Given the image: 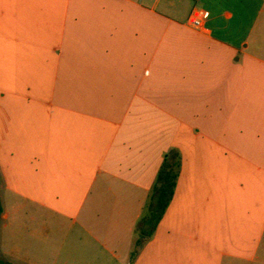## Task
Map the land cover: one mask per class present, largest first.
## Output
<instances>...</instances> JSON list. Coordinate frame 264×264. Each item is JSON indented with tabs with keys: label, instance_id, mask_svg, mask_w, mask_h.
Segmentation results:
<instances>
[{
	"label": "crops",
	"instance_id": "0c3cea01",
	"mask_svg": "<svg viewBox=\"0 0 264 264\" xmlns=\"http://www.w3.org/2000/svg\"><path fill=\"white\" fill-rule=\"evenodd\" d=\"M0 206L7 264H262L264 0H0Z\"/></svg>",
	"mask_w": 264,
	"mask_h": 264
},
{
	"label": "trees",
	"instance_id": "16d2710c",
	"mask_svg": "<svg viewBox=\"0 0 264 264\" xmlns=\"http://www.w3.org/2000/svg\"><path fill=\"white\" fill-rule=\"evenodd\" d=\"M181 163L173 158L165 166L164 170L159 176L158 184L155 190V198H157V206L152 211L150 218L145 220L141 229V235L145 239L152 236L153 232L157 228L159 222L163 218L168 206L173 200L177 181L180 175ZM3 215V209L0 206V219ZM141 241L136 242V246L141 245ZM136 253V252H135ZM0 264H7L0 261Z\"/></svg>",
	"mask_w": 264,
	"mask_h": 264
},
{
	"label": "built area",
	"instance_id": "2783aa9c",
	"mask_svg": "<svg viewBox=\"0 0 264 264\" xmlns=\"http://www.w3.org/2000/svg\"><path fill=\"white\" fill-rule=\"evenodd\" d=\"M209 12L205 10H196L191 15L189 19V24L191 27L194 28H201L203 26L204 21H206L209 18Z\"/></svg>",
	"mask_w": 264,
	"mask_h": 264
},
{
	"label": "rangeland",
	"instance_id": "374dc122",
	"mask_svg": "<svg viewBox=\"0 0 264 264\" xmlns=\"http://www.w3.org/2000/svg\"><path fill=\"white\" fill-rule=\"evenodd\" d=\"M139 232H140V231H139ZM141 233H142V232H141ZM141 233H140V234H141ZM140 238H141V237L139 236V238H138V239H140ZM141 239H142V238H141ZM140 246H141V245H140ZM140 246H139V247H137V246H136V243H135V244H134V250H135L134 252H137V251H139V248H140ZM262 264H264V259H263V263H262Z\"/></svg>",
	"mask_w": 264,
	"mask_h": 264
}]
</instances>
